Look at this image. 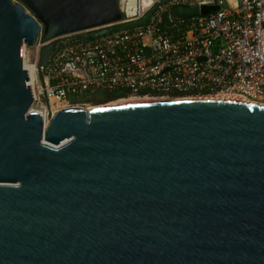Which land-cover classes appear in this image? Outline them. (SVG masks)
Here are the masks:
<instances>
[{"label": "water", "instance_id": "obj_1", "mask_svg": "<svg viewBox=\"0 0 264 264\" xmlns=\"http://www.w3.org/2000/svg\"><path fill=\"white\" fill-rule=\"evenodd\" d=\"M154 9L121 22L118 0H0V264H264V105L69 107L47 125L32 110L25 46L49 42L41 68L54 38Z\"/></svg>", "mask_w": 264, "mask_h": 264}, {"label": "built area", "instance_id": "obj_2", "mask_svg": "<svg viewBox=\"0 0 264 264\" xmlns=\"http://www.w3.org/2000/svg\"><path fill=\"white\" fill-rule=\"evenodd\" d=\"M118 2L121 22L155 9L144 24L99 36L94 33L106 26L54 38L53 53L41 68L39 58L49 42L40 34L33 47L35 63L28 65L35 66L32 110L45 125L49 111L52 116L69 108L71 96L96 93H115L117 100L212 95H240L257 103L264 99V0ZM196 4L218 9L190 18L173 13L176 5Z\"/></svg>", "mask_w": 264, "mask_h": 264}, {"label": "bare ground", "instance_id": "obj_3", "mask_svg": "<svg viewBox=\"0 0 264 264\" xmlns=\"http://www.w3.org/2000/svg\"><path fill=\"white\" fill-rule=\"evenodd\" d=\"M24 66L26 69H28L29 71V75H30V82L29 84H32L34 78H35V66L34 65H28L26 62L24 63ZM214 95L212 96H200V97H213ZM216 96V95H215ZM200 97H191V96H188V97H181V98H162V99H156V100H123V101H120V100H117V102H112V103H109V104H106V105H101V106H98V107H93V106H89V107H85L83 109H85L87 111L88 114L90 113H93V112H96V111H99V110H103V109H106V108H111V107H120V106H129V105H138V104H148V103H153V102H166V101H173V100H182V99H194V98H200ZM218 97H221V96H218ZM214 98H217V97H214ZM249 102H252V100H249ZM255 102V101H254ZM259 104L261 105H264V103H260L258 102Z\"/></svg>", "mask_w": 264, "mask_h": 264}, {"label": "rangeland", "instance_id": "obj_4", "mask_svg": "<svg viewBox=\"0 0 264 264\" xmlns=\"http://www.w3.org/2000/svg\"><path fill=\"white\" fill-rule=\"evenodd\" d=\"M15 2H17V1H15ZM24 55H25V61L27 62V64L35 63V49L33 47L25 46L24 47ZM96 94H98V93H96ZM90 95H95V94H90ZM86 98L87 97H83V95H81L80 97L71 96L69 107H77V108H85V107H89V106L98 107L101 105L109 104L111 102H117V99L110 100L107 102H91V101H88ZM178 98H181V97H178ZM260 103H264V99L260 100Z\"/></svg>", "mask_w": 264, "mask_h": 264}, {"label": "trees", "instance_id": "obj_5", "mask_svg": "<svg viewBox=\"0 0 264 264\" xmlns=\"http://www.w3.org/2000/svg\"><path fill=\"white\" fill-rule=\"evenodd\" d=\"M91 34L88 35V37H90ZM80 37V36H78ZM82 38H84V36L81 35ZM118 94H115V93H101V94H98V95H92L90 97H87L86 99L88 101H91V102H107V101H110V100H114L116 98H118ZM86 97V96H84Z\"/></svg>", "mask_w": 264, "mask_h": 264}, {"label": "flooded vegetation", "instance_id": "obj_6", "mask_svg": "<svg viewBox=\"0 0 264 264\" xmlns=\"http://www.w3.org/2000/svg\"><path fill=\"white\" fill-rule=\"evenodd\" d=\"M98 94H101V93H98ZM98 94H95V95H98ZM117 99V98H116ZM120 101H123V100H120ZM112 103V102H111Z\"/></svg>", "mask_w": 264, "mask_h": 264}]
</instances>
